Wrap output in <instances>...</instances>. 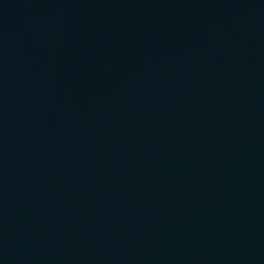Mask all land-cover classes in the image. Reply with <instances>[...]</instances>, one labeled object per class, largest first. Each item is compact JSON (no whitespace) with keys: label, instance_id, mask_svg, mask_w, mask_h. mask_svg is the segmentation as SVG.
I'll list each match as a JSON object with an SVG mask.
<instances>
[{"label":"water","instance_id":"water-1","mask_svg":"<svg viewBox=\"0 0 264 264\" xmlns=\"http://www.w3.org/2000/svg\"><path fill=\"white\" fill-rule=\"evenodd\" d=\"M0 264H264V0H0Z\"/></svg>","mask_w":264,"mask_h":264}]
</instances>
